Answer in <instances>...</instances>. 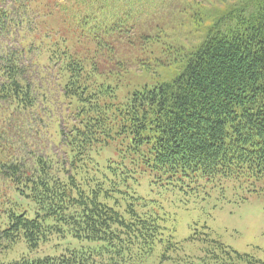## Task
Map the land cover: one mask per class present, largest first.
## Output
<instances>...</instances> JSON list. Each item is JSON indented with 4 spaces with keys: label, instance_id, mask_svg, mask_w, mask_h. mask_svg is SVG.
<instances>
[{
    "label": "trees",
    "instance_id": "1",
    "mask_svg": "<svg viewBox=\"0 0 264 264\" xmlns=\"http://www.w3.org/2000/svg\"><path fill=\"white\" fill-rule=\"evenodd\" d=\"M93 2L0 0V264H262L207 234L183 255L138 189L264 185V0L223 12L180 73L124 103L106 83L122 73L104 39L120 17L90 28ZM59 9L71 38L54 25ZM53 235L87 246L41 256Z\"/></svg>",
    "mask_w": 264,
    "mask_h": 264
},
{
    "label": "rangeland",
    "instance_id": "2",
    "mask_svg": "<svg viewBox=\"0 0 264 264\" xmlns=\"http://www.w3.org/2000/svg\"><path fill=\"white\" fill-rule=\"evenodd\" d=\"M239 2L240 0H118L117 9L111 11L101 0H94L91 18L87 21L90 28H115L111 23L113 16L118 14L116 18L120 17V30L116 27L104 38L112 48L113 65L114 62L123 65L122 73L111 76L106 82L109 86L116 87L117 102L124 103L133 91L144 86L152 87L162 81H171L180 73V57L196 48L205 39L213 22ZM40 10L46 11L44 8ZM83 10L81 12L77 9L76 13H83ZM65 18L64 12L59 9L54 25L60 36L68 35L71 38L72 34L65 33L66 26L61 24L65 22ZM96 35L102 38L101 34ZM82 38L89 50L93 48L90 37ZM147 38L150 39L145 41ZM172 48L181 49V55H175ZM111 69L114 70V67ZM50 79L52 87L49 84L48 87L54 89V81ZM14 124L11 118L10 128ZM50 137L52 136L48 133L42 141L45 139L51 148V141L47 139ZM6 141L12 152L15 145ZM176 182L177 184L163 183L151 190L141 186L138 190L144 199V209L161 219L162 225L171 232L174 241L180 244L183 255L198 256L205 245L202 234H207L209 239L264 264L263 184L248 188L246 185L236 183L235 186L225 182L220 183L221 186L211 185L191 190L187 182ZM58 240L54 236L41 244L39 254L55 256L69 245L73 249L87 246L85 242L71 240L69 237ZM22 248V242H19L11 246L12 250L7 254L14 258L15 254L24 251ZM2 260L1 258L0 263ZM152 260L156 259L151 258L148 263Z\"/></svg>",
    "mask_w": 264,
    "mask_h": 264
}]
</instances>
